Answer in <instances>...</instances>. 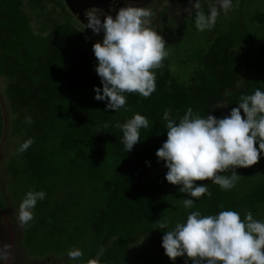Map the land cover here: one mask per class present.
<instances>
[{"label":"trees","instance_id":"trees-1","mask_svg":"<svg viewBox=\"0 0 264 264\" xmlns=\"http://www.w3.org/2000/svg\"><path fill=\"white\" fill-rule=\"evenodd\" d=\"M193 14L179 26H152L167 34L168 57L153 69L156 91L148 98L125 93L126 105L115 112L94 98V88H102L95 71L97 41L65 0H0V206L6 211L20 205L29 191L46 193L25 224L29 258L40 263L49 255L48 264H173L162 248L163 231L186 222L191 212L234 210L243 220L250 211L264 221V156L251 168L237 169L240 178L231 190L198 182L212 195L192 198L190 209L183 206L190 197L166 181L167 169L158 162L156 152L167 139L165 111L177 122L188 108L222 118L242 95L264 90V0H232L211 30H197ZM137 113L149 127L127 153L118 125ZM28 139L31 146L19 151ZM160 223L168 227L159 229ZM71 249L83 256L70 260Z\"/></svg>","mask_w":264,"mask_h":264},{"label":"clouds","instance_id":"clouds-1","mask_svg":"<svg viewBox=\"0 0 264 264\" xmlns=\"http://www.w3.org/2000/svg\"><path fill=\"white\" fill-rule=\"evenodd\" d=\"M189 4L196 9V29L205 31L215 26L220 10L226 13L232 7V0H216L219 7L211 6L207 13L201 10L200 0H189ZM152 15L148 8L126 6L114 16L100 17L93 10L84 14L86 28L94 35L103 34L102 40L93 45L95 71L102 84V88H94V98L106 102V110L123 108L125 93L148 98L156 91L153 69L162 65L168 51L164 37L149 26ZM163 120L167 122V139L156 156L167 169L166 181L190 197L183 200L186 209L192 208L195 199L212 195L206 184L198 182L210 180L221 190H231L240 178L237 169L251 168L264 156V90L259 88L242 95L222 118L211 112L203 117L188 108L178 122L170 118V110L165 111ZM26 122L31 123V118ZM118 127L121 143L129 153L141 142L140 130L148 128L149 121L137 113ZM32 143L28 139L19 151H26ZM229 171L230 175H221ZM45 197L43 191L27 192L19 205V220L25 224L31 221L32 210ZM167 227L159 224V229ZM163 232L162 248L173 264L177 258H184L185 264H264V221L254 219L250 211L243 220L234 210L215 215L194 211L186 222ZM67 255L70 260H78L83 252L71 249ZM87 264H98V259H89Z\"/></svg>","mask_w":264,"mask_h":264},{"label":"flooded vegetation","instance_id":"flooded-vegetation-1","mask_svg":"<svg viewBox=\"0 0 264 264\" xmlns=\"http://www.w3.org/2000/svg\"><path fill=\"white\" fill-rule=\"evenodd\" d=\"M201 10L203 7H211L216 3V0H200ZM68 5V4H67ZM139 7L148 8L151 10L153 15L150 18V27L153 25L155 27L163 25L165 22L173 23L176 26L183 24L184 17H188L192 13L196 12V9L192 8L189 4V0H111L110 4L104 8H88L84 9L82 13L75 14L69 7L73 18L83 26L86 27L85 12L88 10H93L100 17L106 14L115 13L122 7ZM162 20L158 22V18ZM87 29V28H86ZM89 30V29H87ZM91 30V29H90ZM0 210L1 209L0 206ZM0 211V264H40L45 262L48 264L51 260L50 257L45 258L40 261L31 259L28 256V252L24 245L25 240V223H22L18 216V211L16 212L14 206L10 204V207L4 211L11 220L12 230L7 225L4 216Z\"/></svg>","mask_w":264,"mask_h":264},{"label":"water","instance_id":"water-1","mask_svg":"<svg viewBox=\"0 0 264 264\" xmlns=\"http://www.w3.org/2000/svg\"><path fill=\"white\" fill-rule=\"evenodd\" d=\"M65 1L68 4V6L70 7V9L75 14L82 13V11L84 9H88V8H104L105 6L109 5L111 2V0H65ZM3 110H4L5 123L7 125L8 116L5 112L4 106H3ZM7 133H8V130H7V126H6V129L4 132L5 139H3V142H2L3 144L7 138ZM1 158H2V148L0 149V161H1ZM1 214L4 216L9 228L12 230V223H11V220L8 217V215L4 211H1Z\"/></svg>","mask_w":264,"mask_h":264},{"label":"rangeland","instance_id":"rangeland-1","mask_svg":"<svg viewBox=\"0 0 264 264\" xmlns=\"http://www.w3.org/2000/svg\"><path fill=\"white\" fill-rule=\"evenodd\" d=\"M241 1H243V0H241ZM194 17H195V13L192 15V21L194 22ZM186 23H188V21H186ZM34 24L36 25L37 24V22H34ZM150 26V25H149ZM154 31H156L157 33H159L161 36H163L164 37V39L167 37V34L165 33V30H162V31H160V30H158V29H155ZM87 32L89 33V34H91V37H92V40L93 41H97V42H99V41H101L102 40V38H103V34H100V35H94L93 34V32H92V30H87ZM185 48V47H184ZM3 84H4V79L3 78H0V87L3 89L4 87H3ZM0 125H1V120H0ZM0 133H1V128H0ZM3 139H5V136L3 137ZM1 140V139H0ZM17 144L14 142L13 143V145H12V147H13V151H15V149L17 148ZM0 149H1V147H0ZM2 149H3V147H2ZM9 175H8V173L6 174V177H2V179H3V187H4V189H7V186H8V181H9V178H7ZM13 205H14V208H15V210H16V212L18 211V214H19V205H17V204H15V203H13ZM28 223V222H27ZM26 223V224H27ZM25 235H27V233H25ZM30 240L28 239L27 240V236H25V240H24V245H25V247H26V250H27V252H32V249H31V247H30ZM36 253V254H35ZM34 253V255H36V256H39L40 254H39V252H35ZM41 257V256H40ZM48 257H49V255H48ZM48 257H46V258H48Z\"/></svg>","mask_w":264,"mask_h":264}]
</instances>
